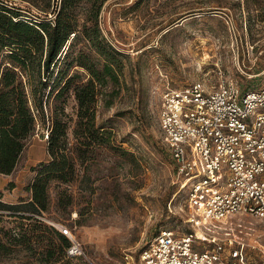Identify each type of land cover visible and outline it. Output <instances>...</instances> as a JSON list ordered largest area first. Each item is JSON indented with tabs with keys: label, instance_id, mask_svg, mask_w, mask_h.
<instances>
[{
	"label": "rangeland",
	"instance_id": "rangeland-1",
	"mask_svg": "<svg viewBox=\"0 0 264 264\" xmlns=\"http://www.w3.org/2000/svg\"><path fill=\"white\" fill-rule=\"evenodd\" d=\"M47 1L0 3L43 20L54 16L56 1L42 10ZM100 27L124 62L112 104L97 106L108 143L79 165L73 181L49 182L47 209L32 214L42 225L0 207V264H143L141 250L160 229L191 232L160 125L163 85L227 77L241 90L263 83L264 0H108ZM74 105L70 98L67 111ZM46 134L47 125L39 126L14 171L0 173V203L27 206L39 164L49 160ZM58 223L70 227L81 255L63 251ZM210 230L243 245L245 264H264V224L255 215H234Z\"/></svg>",
	"mask_w": 264,
	"mask_h": 264
},
{
	"label": "trees",
	"instance_id": "trees-1",
	"mask_svg": "<svg viewBox=\"0 0 264 264\" xmlns=\"http://www.w3.org/2000/svg\"><path fill=\"white\" fill-rule=\"evenodd\" d=\"M54 1V16L43 20L24 18L13 5L0 3V173L14 171L41 125H47L49 155L29 187L27 206L0 203V207L41 225L32 214L47 209L49 182L73 181L79 165L108 143L107 131L97 125V106L112 104V93L124 75L120 52L100 27L108 0ZM51 6L49 0L42 10ZM70 98L75 102L73 113L67 111ZM53 231L67 253L71 240L58 229ZM30 239L26 235L24 240Z\"/></svg>",
	"mask_w": 264,
	"mask_h": 264
},
{
	"label": "built area",
	"instance_id": "built-area-1",
	"mask_svg": "<svg viewBox=\"0 0 264 264\" xmlns=\"http://www.w3.org/2000/svg\"><path fill=\"white\" fill-rule=\"evenodd\" d=\"M159 119L192 231L160 229L141 250L143 264H245L243 245L210 229L245 213L264 224V80L246 90L228 77L166 80ZM55 226L71 240L68 255H81L70 227Z\"/></svg>",
	"mask_w": 264,
	"mask_h": 264
},
{
	"label": "crops",
	"instance_id": "crops-1",
	"mask_svg": "<svg viewBox=\"0 0 264 264\" xmlns=\"http://www.w3.org/2000/svg\"><path fill=\"white\" fill-rule=\"evenodd\" d=\"M31 198H29V200H30Z\"/></svg>",
	"mask_w": 264,
	"mask_h": 264
}]
</instances>
